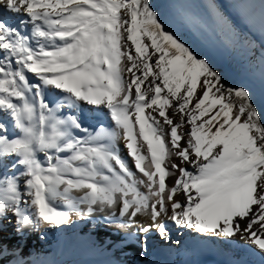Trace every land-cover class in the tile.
Wrapping results in <instances>:
<instances>
[{"label":"snow or ice","instance_id":"obj_1","mask_svg":"<svg viewBox=\"0 0 264 264\" xmlns=\"http://www.w3.org/2000/svg\"><path fill=\"white\" fill-rule=\"evenodd\" d=\"M100 214L144 253L176 228L264 258V107L152 0H0V262L9 227Z\"/></svg>","mask_w":264,"mask_h":264},{"label":"bare ground","instance_id":"obj_2","mask_svg":"<svg viewBox=\"0 0 264 264\" xmlns=\"http://www.w3.org/2000/svg\"><path fill=\"white\" fill-rule=\"evenodd\" d=\"M258 1L259 5L260 0ZM152 3L167 26L190 45L196 53L210 60L217 70L224 73L229 82L247 85L252 90L254 85L261 86L264 95V40L257 42L251 33L244 31L241 24L232 18L233 15L230 16L228 11L221 10L210 0H152ZM217 14L225 16L230 27L216 23ZM211 37H215L217 43H213ZM254 98L258 105L264 107V100L261 97L254 95ZM97 115L103 119V114L98 113ZM89 123H96V121L90 118ZM103 216L104 214H100L94 219L85 220L74 217L70 225L54 230H56L59 238L65 237V231H68V238L72 241L90 245L98 252L109 248L115 251L119 248V252L125 255L124 258L123 256L120 257L121 264H127L129 258L140 260L142 264H161L156 255L157 252L165 255L169 259V264H186L187 255L185 256V252L188 249L187 244L190 242L199 247L203 254L215 257L218 256L217 253L219 252L217 251H221L211 246L208 247L203 241H198L195 232L191 230L173 228L172 233L180 235L182 238V241L176 243V248H173V240L164 242L158 237H153L149 244V247L152 245V250L149 248L148 252L144 253L143 250L139 249L136 227L124 230L118 229L115 223L101 224L100 221ZM28 232L30 234L20 239L13 234V230L9 227L4 235L11 240L14 239L12 242H19L22 251L29 242L33 254L29 258L32 260H35L37 253L41 255L49 252L51 245L49 236L40 234L38 230ZM188 232L192 233V239L187 237ZM139 235L142 239L143 233H139ZM233 240L245 243L238 238ZM225 244L229 245L222 238V241H218L216 246L223 247ZM153 245L156 246L155 251ZM230 255L233 256V253L231 252ZM114 260L113 258V263ZM263 261L264 259L262 262L258 260L261 264H264ZM11 262L12 260L8 259L3 264H10Z\"/></svg>","mask_w":264,"mask_h":264},{"label":"rangeland","instance_id":"obj_3","mask_svg":"<svg viewBox=\"0 0 264 264\" xmlns=\"http://www.w3.org/2000/svg\"><path fill=\"white\" fill-rule=\"evenodd\" d=\"M213 4L217 5L221 10L228 11L230 16L239 24H241V28L244 31L251 33L257 40V42H262L264 40V23L261 22L258 8V0H255V4L257 7L253 10H249L245 12L241 5L249 3L248 0H210ZM178 3V1H177ZM220 4V5H219ZM227 9V10H226ZM257 9V10H256ZM224 13V11H223ZM257 15V16H256ZM213 43H217V39L215 37H211ZM253 93L256 96L261 97L264 100V95L261 86L254 85ZM172 181H169V184ZM40 234L44 236H49L51 238V245L49 246V252L43 253L39 255L38 253L35 255V260L30 259L33 254L31 253L30 243L28 242L25 248L23 249V259L27 262V264H121L120 257L124 258V254H121L118 248L117 250L104 249L101 252L96 251V249L92 248L90 245L84 244L82 242L72 241L68 238V231H65V237L59 238L56 230L54 229H37ZM30 234L27 232L26 235ZM67 234V238H66ZM191 232H188L187 237L192 239L193 236ZM4 235V234H3ZM195 237H197L198 241H203L208 247H214L215 249H220L221 251H217L218 256H211L207 254H203L201 249L197 247L193 242L187 244L188 249L185 252V256L187 259L186 264H261L262 258L258 252L246 243H242L238 240H226L229 245H223V247L216 246L218 241H222V238H210L207 236L200 235L199 233H195ZM173 237V248H176V241H182L181 236L175 235L172 233ZM4 245L7 248V253L3 257V264L6 260H12L10 264H15L17 256L13 255V248L17 244L14 239L7 238L4 235ZM11 240V242H10ZM139 243V242H138ZM214 243H217L214 245ZM191 245V246H190ZM152 245H150V249L152 250ZM155 251V245H153ZM194 247V248H193ZM139 249L142 250V246L139 243ZM157 252V251H156ZM197 252V253H196ZM233 253V256L230 253ZM157 257L160 260L161 264H169V259L163 255L161 252H157ZM224 255V256H223ZM235 255V256H234ZM196 256V257H195ZM114 263L112 262V259ZM261 261V262H258ZM168 262V263H167ZM264 263V261H263ZM127 264H142V261L129 258L127 260Z\"/></svg>","mask_w":264,"mask_h":264}]
</instances>
